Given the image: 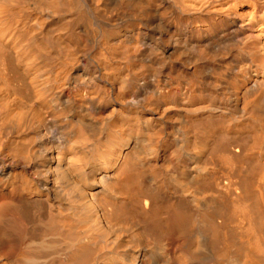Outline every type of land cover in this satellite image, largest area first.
<instances>
[{
  "label": "bare ground",
  "instance_id": "6f19581e",
  "mask_svg": "<svg viewBox=\"0 0 264 264\" xmlns=\"http://www.w3.org/2000/svg\"><path fill=\"white\" fill-rule=\"evenodd\" d=\"M0 264H264V0H0Z\"/></svg>",
  "mask_w": 264,
  "mask_h": 264
},
{
  "label": "rangeland",
  "instance_id": "374dc122",
  "mask_svg": "<svg viewBox=\"0 0 264 264\" xmlns=\"http://www.w3.org/2000/svg\"><path fill=\"white\" fill-rule=\"evenodd\" d=\"M25 17V18H24ZM23 22H25V23H23ZM26 22H27V17L26 16H23V17H21V19L18 21V23L20 24V26L21 25H24V24H26ZM219 158V159H218ZM216 159H218V161H219V165L221 164V168L222 167H224V166H222L223 164L226 166V163H224V160L222 159V158H220V157H217ZM222 159V161H220ZM222 162V163H221ZM217 169L216 171H215V174L213 175V178H212V181L214 180V177H216L217 175L216 174H220L221 172H222V169ZM216 175V176H215Z\"/></svg>",
  "mask_w": 264,
  "mask_h": 264
}]
</instances>
